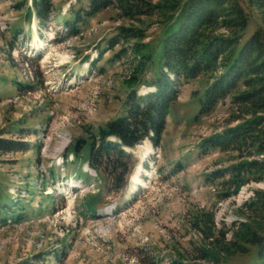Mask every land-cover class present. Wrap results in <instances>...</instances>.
Segmentation results:
<instances>
[{
	"label": "rangeland",
	"instance_id": "obj_1",
	"mask_svg": "<svg viewBox=\"0 0 264 264\" xmlns=\"http://www.w3.org/2000/svg\"><path fill=\"white\" fill-rule=\"evenodd\" d=\"M31 2L0 0V138L24 148L0 152V202L10 206L0 210V264H254L253 246L215 261L202 253L211 248L207 236L230 241L235 224L264 235V169L241 167L264 166V155L202 147L247 118L231 97L201 114L204 80L183 84L160 147L131 149L136 166L118 187L89 167L86 147L78 156L70 150L125 114L132 41L109 45L118 27L145 22V42L161 27L155 16L130 20L116 7L86 18L88 0H54L53 18L41 25ZM242 6L246 40L264 22ZM238 167L245 183L234 193Z\"/></svg>",
	"mask_w": 264,
	"mask_h": 264
},
{
	"label": "trees",
	"instance_id": "obj_2",
	"mask_svg": "<svg viewBox=\"0 0 264 264\" xmlns=\"http://www.w3.org/2000/svg\"><path fill=\"white\" fill-rule=\"evenodd\" d=\"M242 1L159 0L153 4L145 0H88L87 9L83 10L86 18L116 7L122 18L130 20L155 16L161 31L156 39L145 42L148 36L146 29L141 28L146 26L145 22L138 20L140 27H118L119 34L109 45L114 46L121 40L132 41L133 65L127 80L129 90L123 101L125 114L108 122L88 140H81L83 144H76L70 152L78 156L86 147V162L90 168L111 178L116 186H126L136 166L134 155L127 151L145 140L155 148L160 147L180 88L190 81L203 79L205 87L199 96L201 114L213 111L220 102L231 97L232 103L247 118L221 134L208 137L202 147L247 151L249 156L264 155V28L244 39L249 16ZM246 1L250 7L258 9L264 22V0ZM31 5L41 25L53 18L54 0H32ZM79 19L80 14H77L76 20ZM149 72L152 77L147 80L145 76ZM141 86L150 91L138 93ZM23 149L20 142L0 138V152ZM256 164L246 162L241 167H249V172L263 171L264 166ZM240 171L236 168L231 179L234 193L245 183ZM257 195H263L258 203L264 206V193ZM252 205L255 204H249ZM1 209L9 210L10 206L0 202ZM260 219L264 221V211ZM235 225L230 241L225 240L224 234V240L207 236L212 239L211 248L202 249L203 258L215 261L219 255L244 254L248 246H253L256 249L254 264H264V235L258 231L259 227L247 222Z\"/></svg>",
	"mask_w": 264,
	"mask_h": 264
},
{
	"label": "bare ground",
	"instance_id": "obj_3",
	"mask_svg": "<svg viewBox=\"0 0 264 264\" xmlns=\"http://www.w3.org/2000/svg\"><path fill=\"white\" fill-rule=\"evenodd\" d=\"M145 142H147V141H145ZM130 151V150H129ZM147 151H151V147H150V145H149V143L147 142ZM138 169H140V167H138ZM138 173L137 174H135L133 177H131V181H133V182H137L138 181ZM72 186H74L75 185V183H74V181L72 182V184H71Z\"/></svg>",
	"mask_w": 264,
	"mask_h": 264
}]
</instances>
